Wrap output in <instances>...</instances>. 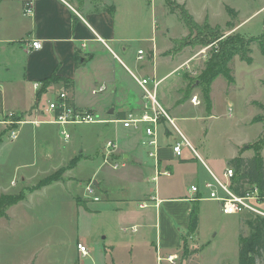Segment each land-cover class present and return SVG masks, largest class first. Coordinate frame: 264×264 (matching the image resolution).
<instances>
[{"label": "crops", "instance_id": "0c3cea01", "mask_svg": "<svg viewBox=\"0 0 264 264\" xmlns=\"http://www.w3.org/2000/svg\"><path fill=\"white\" fill-rule=\"evenodd\" d=\"M134 1L0 0V52L13 51V43L18 41L23 58L21 69L15 77L0 78V86H2L0 116L16 113L22 114L21 118L30 121L18 127L19 136L16 139V141L20 140L16 144L17 148L19 145L26 146L27 160L22 161L20 165L23 169L19 167L21 172L17 174L18 179L11 177L4 187L0 188V194H4L8 186L33 183L40 171H49L46 173L49 175L61 166H68L72 158L78 157L76 164L83 162L92 165L94 168L91 172L89 170L81 179H77L71 175V169L76 166L75 164L58 180L37 187L26 196L50 189L51 201L54 198L55 202L64 201L70 204L72 208H76L77 215L79 212L84 215H96L97 220L102 224L104 236L107 237L108 232H113L105 246L107 248L103 249L104 254L108 253V256H149L150 252L155 253L156 256L157 251L165 257L177 256L184 237H194L198 240L202 236L200 227L202 220L206 218V203L215 201L206 198L207 190L204 188V183L212 181L213 176L221 178L224 169L231 167L228 165L231 158L236 156L250 158L253 155H246L240 150L242 144L247 142L242 141L226 157L224 165L220 168L212 165L213 156L207 154V151L206 163L196 152L185 154L183 148L182 155L177 157L172 152V145L179 140V137L174 135V128L162 120L158 127L157 171L159 173L156 175L154 160L148 155L149 147L145 143L147 136L142 127L126 128L119 122L111 121L124 118L130 113L139 115L142 112V90L134 77L158 81L156 87L158 102L175 122L181 123L185 131L186 124L182 122L201 118L198 113H190L188 105L193 107L202 105L208 125L210 122L207 121L214 118L211 100L212 83L209 91L210 105L207 108L200 94H192L189 97L190 93L186 92V80L182 70L186 69V65L191 64L192 58L188 57L190 53H187V50L177 54L172 53L175 41L189 32L178 12L170 11L169 14L177 13L184 26L183 33L176 37L169 36L165 26L159 37L151 38V45L146 46L148 53L142 49V54L139 55L138 50L141 48H137L135 54L132 52L130 44L133 43L134 32L129 25L134 16V6H132ZM178 3L184 6L196 23L200 22L189 12L185 1ZM26 5L30 9L29 12L24 11ZM185 29L188 30L187 33ZM32 39L38 40L40 47H31ZM160 41L163 44L159 45ZM110 51L119 54L121 70L115 69ZM139 56L141 57L138 58ZM144 56L148 58L147 64L140 61ZM90 62H101L107 66L105 77L107 93L102 106L78 105L75 99L77 77L83 67ZM164 64L168 69L161 74L160 68L164 67L162 66ZM54 73L72 81V87L67 90L74 108L102 120L97 123L103 125L102 128L108 135L106 141L109 139L116 141L117 150L109 162L103 161L104 152L96 157L93 154L85 155L84 149L79 152L76 149L71 150L66 145L68 139L63 138L65 140L63 142L60 140L62 138L59 136L61 134L59 127L62 126L51 122L53 113L48 111L46 103L55 99L57 90L64 89L63 84L52 83L46 88V93L51 90L55 96L49 98L47 102L41 101L46 93H42L43 95L41 94L38 99L37 89L34 88L35 83L40 86L43 79ZM172 74L176 75L175 79H169ZM100 85L105 89L104 84ZM104 89L98 93H102ZM193 96H197L200 100L199 104L195 105L190 101ZM26 125L30 126L25 127ZM34 134L38 138L35 144ZM207 134L206 125V141ZM185 139L190 145L189 139L187 137ZM3 141H0V144ZM189 145L185 144L184 147L187 148ZM114 161L120 163L116 169L111 166ZM105 165L108 168L104 170ZM166 171V174L163 173ZM89 181L92 182L93 188L91 198L85 197L82 193ZM192 185L197 187L195 192L190 190ZM76 186L81 188L76 190ZM218 192L221 193L220 190ZM94 196L98 199L94 200ZM75 198L80 199L79 204L76 203ZM97 202L101 205L98 206ZM93 203L97 205L94 206ZM139 203H144L146 206L139 207ZM192 206L198 211V225L195 233L189 235L187 230ZM51 211L57 213L61 211V206L50 207ZM133 226L136 228L135 231L130 229ZM117 228L118 237L115 233ZM140 230L141 233L135 240L127 239L126 232L133 235ZM237 231L238 226L236 227L238 240ZM78 242L87 245L90 240L84 235L77 237L75 246ZM201 245H206V241ZM118 249H122L123 254H120Z\"/></svg>", "mask_w": 264, "mask_h": 264}, {"label": "rangeland", "instance_id": "374dc122", "mask_svg": "<svg viewBox=\"0 0 264 264\" xmlns=\"http://www.w3.org/2000/svg\"><path fill=\"white\" fill-rule=\"evenodd\" d=\"M179 1H185L189 12L200 22L197 23L198 28L191 32L187 33L188 30L185 29L187 34L175 41L172 53L177 54L185 50L190 53L188 57L192 58L191 64L186 65V69L182 70L186 80V92L190 93L189 97L192 94H200L203 97L200 75L210 58L212 45L228 35L240 36L244 45L247 44L248 38L259 36L264 30V0H135L132 4L134 16L129 25L134 32V40L130 44L134 54L137 48L147 52L146 46L151 45V38L159 37L165 26L169 36L176 37L183 33L184 26L177 13L169 14L170 6L175 12L181 10L182 5L178 3ZM161 44L163 43L160 41L159 45ZM19 46L20 43L16 41L13 43L14 49L11 48L13 51L0 52V78L15 77L19 73L23 61ZM250 50V62L241 60L238 54L228 62L232 81L219 75L212 82L211 100L214 118L207 121L210 122L209 125L206 123V113H203L202 105L187 106L190 113H198L201 118L182 122L186 124V131L181 123L175 122L181 134L174 128V135H178L180 141L185 137L190 141L187 148L183 147L185 154L196 152L206 163L207 151V154L213 156L212 165L215 168L223 166L226 157L242 141H247L240 148L243 153L249 156L259 154L264 159V53H261L257 42L250 45ZM110 56H113L115 69L121 70L119 54L110 51ZM147 59L144 56L140 61L147 64ZM162 66L164 67L160 68L161 74L168 69L165 64ZM106 76L105 64L101 62L86 64L76 80L77 104L102 106L107 93ZM175 78V74L169 77V79ZM100 84L105 85L104 91L92 93V89ZM51 97L55 96L50 90L42 96L41 101L47 102ZM9 117L5 114L0 116V120ZM102 127L103 125L97 122L68 124L65 128L69 133V139L65 144L71 150L76 149L78 152L84 149L85 155L100 156L101 152H104V144L108 136ZM5 129V125L0 123V141L4 140L0 144V188H3L11 177L18 179L17 174L23 169L20 165L28 157L26 146L19 145L17 148L16 144L20 140L11 142L8 139V130ZM59 136L63 142V136L61 134ZM36 140L38 138L34 134V144ZM107 165L104 170L108 168ZM91 166L79 162L71 169V175L81 179L89 170L91 172L94 168ZM67 169H69L67 165L61 166L50 174L62 177ZM46 173L49 171H40L33 183H17V186H8L5 191L6 193L22 192L25 198L10 207L6 211L7 215L0 217V264H237L236 227L238 226V235H248L251 228L247 222L259 217L247 212L224 214L220 202H209L206 203V218L202 220L200 227V234L203 237L200 236L198 240L194 237H184L172 263H168L159 251L156 256L152 252L149 256H108V253L104 254L103 249L113 232L107 231L109 235L105 237L102 224L97 220L96 215H84L82 212L77 215L76 208H72L70 204L64 201L55 202L54 198L51 201L50 189L26 196L27 193L35 190L37 184L46 177ZM78 188L81 187L76 186V190ZM82 193L87 198L92 197L86 190ZM97 203L93 205L96 206ZM99 205L101 204L98 203ZM55 206L59 208L61 206L62 212H50V207ZM260 207L264 209V205ZM138 232L133 235L126 232L125 235L127 239L135 240L141 230ZM115 233L118 237V228ZM84 235L90 240L87 244L89 251L87 256L77 254L75 246L77 237ZM205 241L206 245H201ZM121 250L118 249V252L123 254L124 251ZM256 264H264V251L261 257H256Z\"/></svg>", "mask_w": 264, "mask_h": 264}, {"label": "built area", "instance_id": "2783aa9c", "mask_svg": "<svg viewBox=\"0 0 264 264\" xmlns=\"http://www.w3.org/2000/svg\"><path fill=\"white\" fill-rule=\"evenodd\" d=\"M29 7L26 5L24 7L25 12H29ZM30 46L33 48L40 47V42L38 40L32 39L30 40ZM138 54H142V49L138 50ZM139 56L138 58H140ZM136 82L140 86L142 90V112L139 115L128 114L124 118L113 119L111 121H116L122 124V126L126 128H140L142 127L144 133L147 138L145 140L146 145L149 147L148 155L153 158L154 165L156 168V175L159 173L157 171V161H158V127L161 121H165L167 124L172 126L177 130L175 126V120L172 118L167 111L160 105L156 96V87L158 81L149 80L145 77H135ZM34 88L38 89L39 84H34ZM104 89L103 85L93 88L92 93L101 92ZM190 101L197 105L200 103V100L197 96H193L190 98ZM48 111L53 113L51 118V122H54L60 126H62L60 133L62 134L64 139H69V133L64 127L67 124H76L82 122H100L102 120H98L93 117L89 113L85 111H80L74 108L71 98L68 94L67 89H61L56 91V97L54 100L47 102ZM10 117L7 119L0 120L1 124L5 126H13L8 130V139L10 141H14L19 136L18 127L24 123L30 122L26 119H13L12 113H7ZM36 122V121H32ZM185 144L189 143L183 138L182 141L178 140L172 145V152L175 156L180 157L182 155V148ZM117 150V143L114 140H107L104 144V154L103 161L109 162V159L112 157L114 152ZM120 165L119 162L114 161L111 163L113 168H117ZM163 173H167L163 172ZM155 175V176H156ZM153 177L155 179L156 177ZM234 176V170L232 167H226L222 173L221 178L217 176H213L212 181H207L204 183V188L207 190V199L215 200L220 202L221 211L224 214H238L242 212L253 213L260 217L264 218V209L260 206L264 205V194L260 193L259 189L256 186L245 189L244 193L238 195L233 192L231 188V179ZM85 190L90 194L93 192L92 182L89 181L85 185ZM191 191L195 192L197 187L192 185L190 188ZM221 191V193L218 192ZM94 200L98 198L96 196L93 197ZM139 207H145L144 203H139ZM132 231H135V226L130 228ZM77 251L81 256H87L89 254L88 247L85 243L78 242L76 244ZM175 255L166 256V261L172 263Z\"/></svg>", "mask_w": 264, "mask_h": 264}, {"label": "trees", "instance_id": "16d2710c", "mask_svg": "<svg viewBox=\"0 0 264 264\" xmlns=\"http://www.w3.org/2000/svg\"><path fill=\"white\" fill-rule=\"evenodd\" d=\"M183 7L184 6L182 5V8L178 13L180 19L191 32V30L198 28V24ZM170 11L174 12L171 6ZM204 27H206V25H204ZM247 40V44L244 45L241 42L242 40L240 36L228 35L226 38L212 45V48L210 49V58L207 63H205V68L200 75V85L202 87V94L207 108H209L210 105L209 91L212 81L219 75L224 76L228 81L233 80V77L230 74V69L227 66L228 62L233 58V56L238 54L241 60L250 62V45L253 42H257L261 53H264V30L259 36L250 37ZM57 82H62L65 89L72 87V81L70 79L54 73L48 78L42 80L39 88L36 91V98L39 99L40 95L46 91V88L50 84ZM21 117L22 114L12 113L13 119L17 120ZM5 127V130H9V128L13 126ZM77 160L78 157L72 158L68 164V167L72 168L75 166ZM228 165L234 170L232 182V190L234 193L241 195L245 191V186H247L246 189L256 186L260 193L264 194V159L259 154H254L250 158L236 156L228 161ZM59 178L60 175L49 174L37 184L36 188L49 184L50 182L58 180ZM24 198L25 195L22 192L0 194V217L5 216L6 211L10 207ZM75 200L77 204L80 203L79 198H75ZM247 223L251 228V232L245 236L241 234L238 235L237 264H256V257H261L264 251V218L259 216L251 221H248ZM197 225L198 211L195 206H192L187 230L189 235L195 233Z\"/></svg>", "mask_w": 264, "mask_h": 264}]
</instances>
